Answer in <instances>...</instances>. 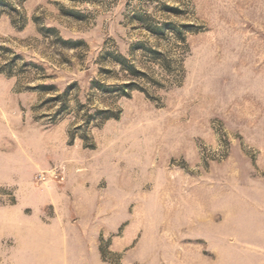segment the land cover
<instances>
[{
  "label": "rangeland",
  "instance_id": "1",
  "mask_svg": "<svg viewBox=\"0 0 264 264\" xmlns=\"http://www.w3.org/2000/svg\"><path fill=\"white\" fill-rule=\"evenodd\" d=\"M40 219L108 264H264V0H0V264Z\"/></svg>",
  "mask_w": 264,
  "mask_h": 264
},
{
  "label": "crops",
  "instance_id": "2",
  "mask_svg": "<svg viewBox=\"0 0 264 264\" xmlns=\"http://www.w3.org/2000/svg\"><path fill=\"white\" fill-rule=\"evenodd\" d=\"M64 223V221L59 219H54L51 224L44 222L42 219L36 222L31 234L27 235L31 243L27 248L35 252V257L31 259V264H55V260L51 255L56 252L79 255L82 252L90 251L93 255L91 264H108L102 259L99 247L100 237L104 228L103 224L98 225L97 233L94 234H82L81 232L66 234L64 232ZM126 242L122 238L118 239L115 248H121Z\"/></svg>",
  "mask_w": 264,
  "mask_h": 264
},
{
  "label": "built area",
  "instance_id": "3",
  "mask_svg": "<svg viewBox=\"0 0 264 264\" xmlns=\"http://www.w3.org/2000/svg\"><path fill=\"white\" fill-rule=\"evenodd\" d=\"M43 177H44V175L41 174V178H43Z\"/></svg>",
  "mask_w": 264,
  "mask_h": 264
}]
</instances>
